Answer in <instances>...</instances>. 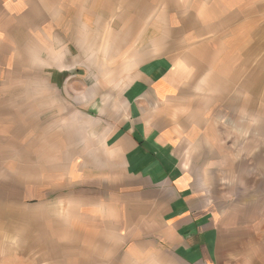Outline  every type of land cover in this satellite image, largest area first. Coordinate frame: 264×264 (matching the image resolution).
<instances>
[{"label":"crops","instance_id":"crops-1","mask_svg":"<svg viewBox=\"0 0 264 264\" xmlns=\"http://www.w3.org/2000/svg\"><path fill=\"white\" fill-rule=\"evenodd\" d=\"M244 237L259 257L264 0H0V264H219Z\"/></svg>","mask_w":264,"mask_h":264},{"label":"rangeland","instance_id":"rangeland-1","mask_svg":"<svg viewBox=\"0 0 264 264\" xmlns=\"http://www.w3.org/2000/svg\"><path fill=\"white\" fill-rule=\"evenodd\" d=\"M231 199H233V197H230ZM245 240V241H244ZM244 240H242V242L240 241L239 243L242 244L244 243L246 245V247L249 245L251 247V249L249 248H245L242 250L237 249V252L240 253H246L247 257L246 259H244L242 257V259L240 258V256H235V257H230L228 256V252L229 249L227 248V241H223L220 247V257H219V264H240L241 261L243 260V262H245V264H255L256 262H258V260L260 261V263L258 262V264H264V250L261 249L260 253L261 255L259 257H257L258 254V249L254 248V245L256 244V241L253 240H247L246 237H244ZM262 242V241H261ZM237 243V241H236Z\"/></svg>","mask_w":264,"mask_h":264}]
</instances>
